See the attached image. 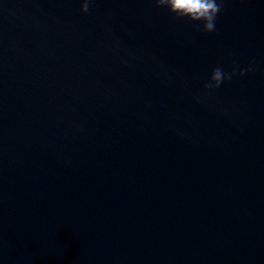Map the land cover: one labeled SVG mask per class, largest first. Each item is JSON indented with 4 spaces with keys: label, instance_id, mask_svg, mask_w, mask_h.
Here are the masks:
<instances>
[{
    "label": "clouds",
    "instance_id": "1",
    "mask_svg": "<svg viewBox=\"0 0 264 264\" xmlns=\"http://www.w3.org/2000/svg\"><path fill=\"white\" fill-rule=\"evenodd\" d=\"M90 0H83L81 10L88 11ZM157 7H163L168 12L174 14L176 18L193 22L192 26L196 30L204 32H214L217 30L216 21L218 14L224 8L225 0H155ZM237 67H233L231 72L224 71L221 66L212 69L208 80L204 83L205 89L219 88L226 80H231L237 75ZM251 64L247 68H239V75L251 71Z\"/></svg>",
    "mask_w": 264,
    "mask_h": 264
}]
</instances>
